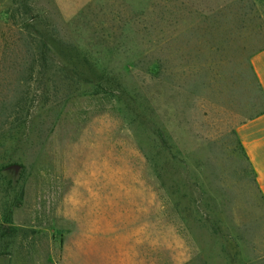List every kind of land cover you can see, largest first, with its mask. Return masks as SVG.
<instances>
[{"label": "rangeland", "instance_id": "obj_1", "mask_svg": "<svg viewBox=\"0 0 264 264\" xmlns=\"http://www.w3.org/2000/svg\"><path fill=\"white\" fill-rule=\"evenodd\" d=\"M230 1L0 0V35L30 19L74 90L60 103L35 83L28 126L0 146V264H264V197L238 133L264 100ZM163 37L165 188L149 139L167 118L149 73ZM196 81L182 112L179 86Z\"/></svg>", "mask_w": 264, "mask_h": 264}, {"label": "trees", "instance_id": "obj_2", "mask_svg": "<svg viewBox=\"0 0 264 264\" xmlns=\"http://www.w3.org/2000/svg\"><path fill=\"white\" fill-rule=\"evenodd\" d=\"M222 9L228 14L236 16L228 22L226 21L228 34L232 35L240 30H244L246 33L243 40L251 49L250 59L254 53L264 49V0H231L228 4L222 6ZM209 12H213V9L210 8ZM251 14H253V17L249 18ZM19 24L21 32L14 33L8 30L9 32H2L0 35V146L6 140L14 138L17 133L28 126L34 105V98L31 94L35 83L38 85L46 78L56 94L62 92L60 103L74 92L71 89L72 87L66 83L68 76L52 51L49 38L37 30L31 24L30 19H26ZM170 44L169 38H162L160 56L156 62H153L155 68L149 72L150 80L155 81L162 103L167 110L166 122L164 121L163 125L170 121L168 109H173L175 103V95L172 93L174 85L172 84V73L170 71ZM153 64L151 67H153ZM253 76L262 98L260 85L254 73ZM198 83V81L194 84L185 82V85L179 86V95H182L181 103L184 108L182 112L189 109L192 104L191 98L186 95L188 92L187 87H191V90H197ZM64 89H68V91L64 93ZM190 93L193 96V92ZM252 116L243 120L241 124L245 123L246 120H250ZM188 124L190 125V122ZM162 126L157 130V135H154L155 138L151 139L149 136V139L150 142H153L154 147H158L154 157L160 163L155 170L161 186L165 188L169 162L171 159H175L176 156L172 152L173 145L167 125ZM188 133L194 139L198 138L190 131ZM239 145L241 146L240 143ZM244 156L248 165L251 166L246 153H244ZM147 158L150 161L153 160L149 153ZM251 170L255 177L252 167Z\"/></svg>", "mask_w": 264, "mask_h": 264}, {"label": "crops", "instance_id": "obj_3", "mask_svg": "<svg viewBox=\"0 0 264 264\" xmlns=\"http://www.w3.org/2000/svg\"><path fill=\"white\" fill-rule=\"evenodd\" d=\"M250 63L264 100V49L254 53ZM238 133L254 170L258 188L264 197V108L243 123L238 128Z\"/></svg>", "mask_w": 264, "mask_h": 264}]
</instances>
